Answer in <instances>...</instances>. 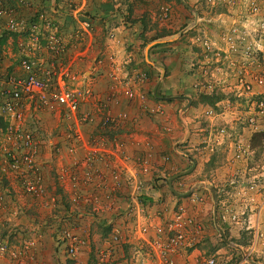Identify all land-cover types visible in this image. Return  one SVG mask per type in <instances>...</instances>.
Instances as JSON below:
<instances>
[{
  "label": "rangeland",
  "instance_id": "rangeland-1",
  "mask_svg": "<svg viewBox=\"0 0 264 264\" xmlns=\"http://www.w3.org/2000/svg\"><path fill=\"white\" fill-rule=\"evenodd\" d=\"M184 3L189 9L195 7V15L188 13L187 7L177 11L175 7L181 8ZM172 9L180 14L175 33L185 31L187 45L176 56L171 53L170 57L175 58L170 62L188 79L181 82L190 91V103L211 108L219 115L204 116V124L196 110L188 115L190 119L197 115L194 121L199 124L192 130L202 129L201 138L204 145L207 144V154L211 155L197 175H206L216 198L213 202L210 191H201L199 187L195 190L196 194L205 196L209 217L212 208L216 217L215 223L209 218L210 234L205 237H210L208 242L203 239L200 248L207 253L208 243L217 245L219 232L226 233L228 245L235 243L241 247L249 244L252 233H257L252 259L264 264V188H259L264 182V136L251 140L256 132L252 133L246 125L249 102L236 86L241 72L264 69V0H0V11L4 13L0 20V79L5 80L7 75L17 72L20 60L26 56L38 63L59 52L72 76L66 79L67 84L74 89L91 88L105 79L114 88L124 82L126 73L123 72L128 71L132 76L141 74L143 78V70L151 69L144 61V55H149L154 48L149 43L166 31L164 25ZM7 18L16 23L13 29L7 28ZM122 22L127 24L124 25L127 29L139 25L138 33L127 34V39L137 40L138 45L124 46L122 52L126 56L117 61L109 52L115 39L114 28ZM246 46L251 47L248 52ZM161 50L163 56L154 61L157 76L152 82L154 97L170 102L172 99L165 100L157 90L169 76V52L165 47ZM128 52L137 53L135 65ZM140 65L144 68H138ZM165 86L169 87V81ZM183 116L181 113L180 118ZM6 119L0 112V264L86 263L89 255L86 249L78 262H74L66 257L56 241L60 227L69 224L66 216L71 214L70 192L60 189L56 182V157L48 158L45 152V157L40 159L43 191H27L26 178L13 171L8 163L6 153L11 147L6 135ZM41 119L37 115L26 118L23 129L40 139L55 142L60 136L58 127L50 118L47 125ZM221 126L225 127L222 136L218 133ZM233 145L241 146L244 151L237 159L232 156ZM251 180L256 185L259 181L257 187H248ZM218 200H222L219 205ZM221 211L226 212L228 221H222ZM85 223L93 222L86 218ZM93 224L92 233H101L99 224ZM98 239L100 237L89 235L87 244L92 252L100 245ZM129 251L130 246L126 253ZM214 251L222 258L232 253L229 247L222 245ZM123 264L129 263L124 260Z\"/></svg>",
  "mask_w": 264,
  "mask_h": 264
},
{
  "label": "built area",
  "instance_id": "built-area-1",
  "mask_svg": "<svg viewBox=\"0 0 264 264\" xmlns=\"http://www.w3.org/2000/svg\"><path fill=\"white\" fill-rule=\"evenodd\" d=\"M3 14L0 11V20ZM5 24L8 29H13L16 23L7 18ZM245 48L248 52L251 47ZM255 49L261 53L260 49ZM54 54L38 63L26 56L20 60L17 72L7 75L5 80L0 79V112L7 117L6 135L11 147L6 153L9 166L26 178L27 191L41 193L45 187L39 176L40 159L45 157V152L48 158L57 159L56 182L60 189L70 192L71 197V214L66 216L69 224L61 226L56 236L57 244L66 257L78 262L81 252L86 249L89 255L84 264H123L124 260L129 264L256 263L252 255L257 233L251 234L245 247L228 245L224 235L217 233L232 252L224 258L218 251L211 254L202 251L200 246L207 235L198 213L204 199L181 181L171 191L186 193L184 200L187 206L178 201L170 208L160 205L152 215L148 213L142 200L145 192L143 180L119 164L121 171L105 162L106 159L112 164L116 163L113 159L122 163L130 160L142 175L146 173L150 165V150L142 158L132 160L124 147L125 141L120 137L123 133H117L116 129L125 123L134 124L138 115L114 114L107 102L99 100L93 104V107L96 105L95 110L81 111L80 106L92 96L90 88L69 87L66 79L72 76L61 53ZM141 79V74H135L131 76V83L124 80L112 91L127 101L137 97L141 102L139 113L146 117L162 115L160 104L150 105L133 91V84ZM236 83L237 89L249 102L245 112L247 127L252 133L264 132V69L243 71ZM41 113L57 119L60 136L55 142L40 139L23 129L26 118L32 119L35 115L39 118ZM203 115L208 118L218 116L211 108L206 109ZM95 117L94 131L85 136L84 127L90 126ZM218 133L222 136L225 127H219ZM233 146L232 156L237 159L244 151L241 146ZM257 185L251 180L248 187L252 189ZM260 187L264 188V182ZM230 217L235 218L234 215ZM86 218L105 228L106 235L100 237V245L94 247L93 252L87 243L89 235L92 236L90 227L95 224H86ZM117 220L121 221L122 227L115 223ZM129 246L131 251L126 253Z\"/></svg>",
  "mask_w": 264,
  "mask_h": 264
},
{
  "label": "crops",
  "instance_id": "crops-1",
  "mask_svg": "<svg viewBox=\"0 0 264 264\" xmlns=\"http://www.w3.org/2000/svg\"><path fill=\"white\" fill-rule=\"evenodd\" d=\"M179 1L182 2V0ZM184 5L185 3L179 6L181 8H175L177 9V11L179 10V12H181L182 9L185 10V8L187 7ZM176 9H172L168 21L164 25L166 31H164L161 35L154 37L152 39L153 41L149 43L151 46L153 45L154 48L150 49L151 53L149 55H144V61L151 65V69L143 70V80L135 82V84H133V91L136 93V96H142L144 100H146L150 104L159 103L161 105L163 110L162 115L146 117L143 114L139 113L141 104L140 100L136 97L132 101H127L123 96L112 91L115 87L113 88L112 84H108V81L106 79V81L104 80L98 84L91 86L90 92L92 93V96L88 99V102L86 101L87 103L85 102L80 106L81 111L87 112L93 109L95 110L96 105L93 107V104H95L99 100L103 103L107 102L108 106L114 114L125 112L130 117L135 116L136 114L138 115V119H135L134 124L125 123L120 127H116V129L118 130L117 133H123L120 135V137L123 139V141H125L124 147L129 153L132 160L136 157L142 158L143 155L146 154L145 152L150 150L148 152V154L151 155L150 165L147 167L146 173H143L142 175L139 168L135 166L133 161L130 160L127 161V163H122L117 159H113L116 163L112 164L108 159H106L105 162H107L111 167L117 170H120L117 165L119 164L124 169L130 170L135 175V177L143 180L145 192L142 200L145 204L144 206L146 207V210L151 215L159 209L160 205H167L170 208L174 203L180 201L182 204L187 206V201L184 200V195L186 193L177 194L171 191L175 189V184L179 181L183 182L194 191L198 187L201 188V191H210L212 189V183L208 179H205V174L204 177H198L199 175H197L200 174V172L202 171L201 167L206 164L208 158H210L211 155L207 154L209 151L207 148V144L204 145L203 139L201 138L203 132L200 131H202V129H199V132H195L194 130H192L193 127H196L199 124L195 123L194 121V119H197L195 118L197 117V115H194L193 117H191V119L190 117H188V115L193 114V112L196 110L195 113L200 116V121L202 122V124H204L203 120L205 122V117L203 115V112L206 110V107L200 105L195 106L193 103H189L187 105V101L184 98L189 99L188 96L190 95V91L185 84L182 86L181 81L187 82L188 79L186 75L184 76L185 73L182 75L177 72L175 63L172 64L170 62L174 60L173 58H175L174 56H176L177 52H182L181 49H184V47H186L187 45V42L184 40L183 36V33H185V31L180 32L179 30L175 33L176 24L180 20V14H177ZM193 9H189L187 7L186 11L188 13H191L192 15H195ZM130 24H132V22ZM124 25L127 26L126 23L122 22L119 26H116L114 28L113 34L115 36V39L111 44L109 52V54H111L112 56L114 55L117 61L120 59H124L123 57L126 56L122 52L124 46L128 47L131 44H133L134 46L138 45L137 40L134 41V39H132L130 41L129 39H127L129 37V35L127 34L130 31L138 33L139 25H134L132 28L128 29ZM161 47L167 48V51L169 52V54L167 55V57L170 59H168L169 76H166L162 86L157 90L159 91V94L164 95L163 98L165 100L168 98L172 99V101L170 102L159 101L156 97H154L153 91L154 86L152 82L154 81V77H157L155 70H153L154 61L160 59V57L163 56L161 55L163 50L159 51ZM171 53H173V55L175 54L173 58L170 57ZM136 54L137 53L132 55V53L130 54L129 52L127 54L131 58L130 61L134 62L132 65H135L138 62V56ZM165 55L166 54H164V56ZM138 68L144 67L140 65V67ZM123 73L127 74H125V76L123 75L125 78L124 80H127L128 83H131V71ZM167 80L169 81V87L165 86V84L168 82ZM114 94L115 96L112 97ZM179 112H182V115H184L183 118L178 117L177 113ZM39 116L42 118L41 120L44 121L46 125L50 124L48 121V118H50L55 123V126H58L57 119H54V116L51 117L47 113H41ZM215 120L217 121L219 119L215 118ZM95 121L96 117L95 120H93V122L90 124V126L84 127L85 136L90 135L94 131ZM181 144H183L182 147L180 146ZM203 173H205V169ZM148 188L150 190H148ZM202 197L204 200L202 206L199 207L200 213L198 214L202 223L204 224V227L206 226L207 228H205L206 235H209L210 233H208V222L210 217L208 213V204L206 202L205 196ZM160 200L162 201V203L160 202ZM158 202L161 204H158ZM221 202L222 200H218L217 205H219V203ZM214 211L215 210L212 208L210 218L211 222L216 218L213 213ZM220 213L222 216V221L225 219L226 221L229 220L226 212L221 211ZM249 217L251 216L249 215ZM115 222L122 227L120 220L118 222ZM91 227L93 228V230L95 229L94 225H91ZM100 228L102 232L91 233L92 237L94 236V238H99L106 235V233H104L105 228Z\"/></svg>",
  "mask_w": 264,
  "mask_h": 264
},
{
  "label": "trees",
  "instance_id": "trees-1",
  "mask_svg": "<svg viewBox=\"0 0 264 264\" xmlns=\"http://www.w3.org/2000/svg\"><path fill=\"white\" fill-rule=\"evenodd\" d=\"M260 136H264V133H258V132H256L255 134H253V135L251 136V140L254 139V138H256V137H260ZM223 235H224L225 239L227 240L226 233H223ZM216 236H217V240H218V241H216V242H217V245H215V246L210 245L211 242L209 241L210 243L207 244V245H208L207 253H210V252H212L213 250H215V247H217L218 245L225 246V244H224V242L222 241V239H221L218 235H216ZM209 237H210V236H209ZM209 237H205V241L207 240V242H208ZM213 237H214V236H213ZM212 244H213V243H212ZM234 244H235V243H234ZM236 245H238V244H236Z\"/></svg>",
  "mask_w": 264,
  "mask_h": 264
},
{
  "label": "water",
  "instance_id": "water-1",
  "mask_svg": "<svg viewBox=\"0 0 264 264\" xmlns=\"http://www.w3.org/2000/svg\"><path fill=\"white\" fill-rule=\"evenodd\" d=\"M185 100L187 101V105H188V104L190 103V99L185 98ZM181 113H182V112H179V113H178V117H179V118L181 117ZM210 195H211V199H212V201H213V202H216L215 194H214V191H213L212 189L210 190ZM214 223H215V222H214ZM219 233H220L221 236H223L221 232H219ZM225 243L228 244L227 241H225ZM251 264H256V263L251 262Z\"/></svg>",
  "mask_w": 264,
  "mask_h": 264
}]
</instances>
